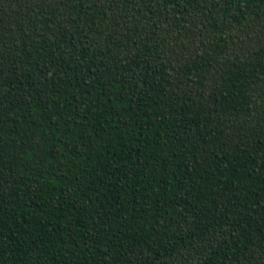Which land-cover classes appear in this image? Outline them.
<instances>
[{"label":"trees","instance_id":"1","mask_svg":"<svg viewBox=\"0 0 264 264\" xmlns=\"http://www.w3.org/2000/svg\"><path fill=\"white\" fill-rule=\"evenodd\" d=\"M0 264H264V0H0Z\"/></svg>","mask_w":264,"mask_h":264}]
</instances>
